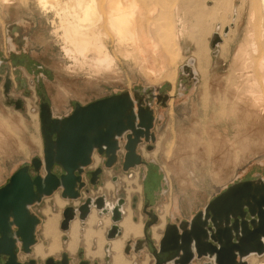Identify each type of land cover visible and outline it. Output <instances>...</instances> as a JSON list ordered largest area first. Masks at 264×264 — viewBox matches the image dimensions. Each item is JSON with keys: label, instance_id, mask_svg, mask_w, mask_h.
<instances>
[{"label": "rangeland", "instance_id": "374dc122", "mask_svg": "<svg viewBox=\"0 0 264 264\" xmlns=\"http://www.w3.org/2000/svg\"><path fill=\"white\" fill-rule=\"evenodd\" d=\"M154 1L135 0L137 3L135 7L149 9V4ZM165 1L163 2L165 5L163 7H170L171 10L176 6L181 7L183 5L182 0ZM213 1L217 2L218 5L216 7L219 10L224 9L226 11V22L219 17L216 21H205L203 26L206 29L202 35L203 40H201L207 49V56L209 58L206 68L207 78L210 81L208 82V86L210 88L214 82H218V92L221 93L229 85L224 80L236 68L235 61L241 55L243 56L248 41L246 36L258 34L256 36L259 44L264 42V20L258 21L259 14H256L257 18L250 19L251 8L247 0H193V2L197 3L196 5H203L205 9H211ZM156 4L157 6L163 5L160 0H157ZM217 15H221L220 11ZM181 18H183V31L182 37L178 42L180 57L176 58L175 56L176 46L174 37H170L168 42L165 41L167 46L160 44L164 40L162 41L159 37V44H157L158 53L155 55L148 54L146 62L136 55H132L130 59L124 60L120 55L114 54L117 71L116 77L109 80L100 79L86 83L84 79L85 74H75L69 77L62 68H59L60 66H67L70 63L62 56L59 37L52 33L53 26L50 24L53 19L52 14L42 12L36 7L33 0H17L16 3L10 5L8 10L0 6V123L3 125L4 133L7 135L5 138L7 142L0 147V188L7 183L14 172L28 165L33 158H43V141L39 120L40 95L45 97L44 100L50 105L51 110H53L52 112L56 116H62L70 114L75 104L86 106L97 100L122 92L132 95L134 91L142 92L143 90L153 89L155 93L166 94L167 96L172 93V96H169L164 107L157 105L155 101L152 103L151 108L155 117L152 130L155 136V143L152 144L153 150L148 152L146 144L140 145L137 149V152L147 163V166H140L136 170L124 173L121 170L124 154L123 143H121L118 163L111 169H105L102 159L99 158L97 153L94 154V161L92 160L91 166L86 169V174L83 176V181L87 184L86 189H88V192L85 191L86 189L83 190L80 200L75 202L64 201L60 196L61 191L58 190L50 197L44 198L41 203L30 208V211L40 220L36 230L37 245L42 244L44 249L47 246V242L41 237V226L44 221L42 210L46 208H49L54 214L59 213L57 232L59 233L61 246L64 247L63 244L67 239L66 233L68 231L64 232L60 230L62 211L69 206L75 208L74 204L76 206L80 203L82 204L86 198L94 200L99 196H103L105 200L112 204H115L118 199H123V215L124 207L128 205L132 212L131 220L134 223L138 220L141 221V224L145 222L146 218L143 214V207L147 203L149 205L147 209L153 210L157 216H164L165 222L168 219V221L175 219L189 221L195 213L202 211L213 198L230 185L264 177V141L255 140V142L252 139H248L243 142L242 138H240L241 133H239V139L236 140L234 138V129L227 123H224L227 117H218L220 119L219 122L218 118L215 120L211 118L210 111L205 116L203 115L200 104L201 77L197 73L192 78L188 70H182L184 66H188L192 71L194 66V62L190 64L191 55L195 50L194 42H190L191 40H189V34L193 32V19L189 15L181 16ZM251 20L250 24L249 21ZM220 22L226 23L227 28H224L227 29V32L225 33L223 31L225 29L223 28L219 37L221 42L212 48L213 35H218ZM251 29L254 32H251ZM245 34L246 36H244ZM198 39L196 38L195 40L197 41ZM243 43L246 44L244 45ZM240 49L242 51L238 53ZM109 50L112 51L111 46H109ZM237 54L238 56H236ZM152 64L156 68L161 67L164 73H162L159 80L151 78L146 72V67L148 65L151 67L153 66ZM170 71H173L171 73L175 72L173 82L168 81L166 78L171 74ZM6 76L11 81V87L9 92L4 94L3 85ZM217 78L220 79L218 80ZM9 100L13 102L20 100L22 108L16 110L13 104H7ZM28 103L29 107H26ZM194 111H196V114ZM201 125H205V130H208V128L217 130L221 138L227 137V139L233 138L234 141L236 140L234 143L236 150L235 159L229 163L227 171L222 170L223 173L226 171L222 176H216L219 171H216L210 160L202 158L204 156L197 155L196 157V155L191 154L192 159L189 158V161L180 160L179 164L181 168H178L179 170L175 174L180 176L188 173V171L193 173L190 177V186L188 185L185 188L180 185L178 178L175 177L173 172H167L165 157L160 150L163 149L165 152L172 143V146L175 147L180 137L183 135L187 136L188 132H195L197 136L198 134L201 135ZM223 129L226 130L227 135ZM205 137L203 138L205 139ZM141 149L144 152L145 158L141 153ZM168 160L170 161V159ZM97 168L102 169L100 182L95 188H92L88 185L89 177L87 172H92ZM54 172L57 174L59 171L55 169ZM122 178H125L129 182L131 181V184L135 182V184H132L133 186L131 184L130 187L128 186L129 190L133 191L130 192L127 201L124 192L127 188L126 184L122 183ZM107 183L113 186V190L110 192L105 191L104 186ZM55 194L58 195L61 201L66 203L62 208H59L53 202L54 200H51ZM93 211L97 219L94 230L103 228L102 221H104L105 217L109 219V214H98L99 211L96 210V212L94 209ZM76 220L78 221L77 218ZM78 223L81 235L85 226L84 224L82 226L80 221ZM110 226L109 219L108 227ZM108 227L104 231V239H106L105 233ZM162 233L163 229L159 235H162ZM134 240L136 239H127L124 242L122 255L126 260L128 259L124 255L123 250L128 241L134 242ZM106 243L108 242L106 241ZM104 247L103 257L99 259L86 258L84 253L85 248L82 245H79L72 255H69L62 249L57 254L45 256L44 259L34 258L33 255L25 257L22 254L19 255V259L22 258L20 262H25L28 258H32L37 264H44L48 258L59 260L62 254H66L70 264H78L80 259L87 261L89 264H106L105 257H111L112 254L110 252L109 254L108 250H104ZM91 249L95 250V241H93ZM79 253H81L80 257ZM134 261L136 264H150L148 256L142 261L137 258ZM203 262H208V260L194 261L193 264H202ZM262 262L264 264V254L257 257H249L246 264H262ZM130 264L133 263L130 262Z\"/></svg>", "mask_w": 264, "mask_h": 264}, {"label": "water", "instance_id": "95a60500", "mask_svg": "<svg viewBox=\"0 0 264 264\" xmlns=\"http://www.w3.org/2000/svg\"><path fill=\"white\" fill-rule=\"evenodd\" d=\"M220 42L219 36L214 34L211 47ZM182 70H188L193 78L188 66ZM10 87L11 82L6 76L4 94ZM168 98L153 89L134 91L132 95L122 92L86 106L75 104L69 115L57 118L40 96L43 158H33L0 188V258L5 259L4 264H21L16 253L18 244L25 255H31V248L36 245L40 220L30 211L32 206L58 190L63 200L75 202L81 199V191L86 188L82 176L91 166L94 153L103 155V167L111 169L118 163L120 144L123 143L121 170L124 173L147 166L137 149L146 144L148 152L153 150L155 117L152 103L155 101L164 107ZM7 104H13L16 110L22 108L20 100H9ZM55 169L59 171L57 174ZM101 171L97 168L90 173L91 187L97 186ZM123 205L124 200L118 199L108 210L103 196L94 200L86 198L77 209L69 206L62 211L60 230L66 231L75 217L84 221L91 208H95L100 214L110 215L111 226L105 238L108 241L115 239L121 236L118 223ZM148 207V203L143 207L147 221L143 223L142 239L126 243L123 250L126 256L146 249L153 264H193L202 259L208 260L202 264H246L243 259L249 255L264 254V177L230 185L189 221L166 224L158 247L152 240L151 228L158 225L159 219L153 210L146 211ZM105 262L109 264V256L105 257ZM29 264L36 263L32 260ZM44 264H69V258L62 254L60 262L54 263L48 258ZM79 264L89 263L81 261Z\"/></svg>", "mask_w": 264, "mask_h": 264}, {"label": "bare ground", "instance_id": "6f19581e", "mask_svg": "<svg viewBox=\"0 0 264 264\" xmlns=\"http://www.w3.org/2000/svg\"><path fill=\"white\" fill-rule=\"evenodd\" d=\"M16 1L17 0H0V6L8 10L10 5L16 3ZM33 1L36 7L42 12L53 15V19L50 23L53 26L52 33L59 37L62 56L70 63L67 66H60L59 68H62L69 77L75 74H85L84 79L86 83L100 79L109 80L110 78L116 77L117 71L114 54L120 55L124 60H128L132 55H136L146 62L148 54L155 55L158 53L157 44H159V37L162 41L164 40L163 43L160 44L165 46H167L165 41L168 42L170 37H174L176 46L175 56L176 58L180 57L178 42L182 37L183 31V18H181V16H191V19H193V32L188 36L189 40H191L190 42H194L195 50L191 55L192 58L190 59V63L194 62L192 68L193 75L198 73L202 80L200 104L203 115L205 116L207 112L210 111L212 115L211 118L214 120L221 116L227 117V122L225 121L224 123H227L234 129V138H236V140L239 139V133H241L240 138H242L243 142L248 139H252V141H264V42L259 44L256 36L258 34L244 35L248 38V41L247 44L245 43V49L243 48V56L241 55L242 57H238L237 60L234 59L236 60L234 63L236 64V68L234 71L231 69L232 72L229 71L228 77L224 80L229 84L226 86V89L221 93L218 92V82H214L215 84L213 83L210 88L208 86V82L210 81H208L209 79L207 78L206 68L209 58L207 56V49L202 42V35L205 33L204 31L206 29L203 24L207 20L216 21L218 17L226 22V11L224 9L219 10L216 7L218 5L216 1H213L214 3L211 9H205L203 5H196L197 3L193 2V0H182L183 5L180 4L181 7L176 6L172 10L170 7H163L165 6L163 4V2H166L165 0H160L163 4L162 6H157V0L151 2L149 4V9L142 7L136 8L135 4L137 3L135 0ZM247 1L251 8L250 19L257 18L258 16H256V14H259L260 17L257 18L258 21L264 20V0ZM219 11L221 14L220 16L217 15ZM229 20L231 19L229 18ZM250 22H252V20L249 21V23ZM225 24L221 23L219 27V37L221 36L223 28H227ZM251 32L254 31L252 30ZM196 38L200 39L196 41ZM109 46H111L112 51L109 50ZM240 51H242V49H240L238 53H241ZM236 56H238V54ZM146 69V72L151 78L153 77L156 80L161 78L163 73L161 67L156 68L155 65L149 67L148 65ZM171 72L173 71H170V73ZM174 73L166 77L168 81H174ZM170 95H172V93H170ZM195 112L196 111H194V113ZM3 129L4 127L0 123V147L7 142L5 140L7 135L4 133ZM201 129V135L198 134L197 136L195 132H188L190 135L186 133L187 136H181L178 140L179 142L176 143L177 145L174 147L172 143L168 149H164L165 152L163 149L160 150L159 148L165 157V168L167 172H173L175 177L178 178L180 185L185 188L189 185L190 177L193 173L188 171V173L180 176L175 174V172H178V168H181L179 164L180 160L185 161L189 158L192 159L191 154L196 155V157L197 155L204 156L202 158L210 160L216 171H219L220 174L222 173L221 175L218 173L216 176H222L228 170L229 163L235 159L236 150L234 148V143L236 140L234 141L233 138L227 139V137L221 138L217 130H213V128L205 130V125L202 126ZM223 130L227 135L226 130ZM204 136H206L205 139L203 138ZM155 146L157 147L156 144ZM153 155L155 154L153 153ZM168 159H170V161ZM222 170L226 171L223 173ZM121 181L126 184L127 189L124 190V192L127 201L130 192L133 191L128 188V186L130 187L131 181L129 182L125 178H122ZM132 184H135V182H132ZM104 187L106 192L113 190V186L109 183ZM51 200H54L53 202L59 208H62L66 204L58 198L57 194H55ZM74 206H76V204H74ZM93 209L96 211L95 208H91L92 211L90 210L88 217L84 221H80L81 223L85 222L83 234L80 235L79 220L77 221L74 219L71 221L66 230L68 232L66 233L67 239L63 244L64 247L61 246L59 233L57 232L59 213L54 214L49 208L43 209L42 216L44 217V221L41 226V237L47 242V246L44 249L42 244H36L32 248L33 250L31 249L33 257L44 259L45 256L57 254L62 249L69 255H72L75 253L77 247L82 245V247L85 248L84 253L86 258L99 259L103 257V247L107 244L104 250L107 248L108 253L110 252L112 254L111 257H109L110 264H130L131 261L123 257L122 248L127 239L142 238L141 229H143V224H141V221L138 220L136 223L132 222V212L128 205L124 207V215L123 207H121V221L118 223V227L122 231L121 237L119 236L108 241L104 239V231L109 226L110 217L109 219L105 217L104 221H102L104 225L103 228L94 230L97 219ZM98 214H100V212H98ZM158 219L160 221L159 224L151 228L152 240L155 242L160 240L161 235L159 234L162 229L164 230L163 226L165 227L164 216H159ZM105 240L108 243H106ZM93 241H95V250L91 249ZM262 241L264 244V239H262ZM251 256L257 257V255L251 254L244 258L243 261L247 263V259ZM211 264H213V262H211Z\"/></svg>", "mask_w": 264, "mask_h": 264}, {"label": "flooded vegetation", "instance_id": "af4514ba", "mask_svg": "<svg viewBox=\"0 0 264 264\" xmlns=\"http://www.w3.org/2000/svg\"><path fill=\"white\" fill-rule=\"evenodd\" d=\"M11 82V81H10ZM41 96V95H40ZM169 96H172V95H170L169 94ZM44 99H45V97H43ZM27 105H29V103L27 104ZM26 107H29V106H26ZM52 111V110H51ZM53 113V112H52ZM37 115H38V113H37ZM54 115V114H53ZM142 150V149H141ZM121 152V151H120ZM144 154V152H143V150H142V155ZM152 154V153H151ZM99 156V158H101L102 159V161H103V163L105 162L104 161V156L103 155H98ZM143 157H145L144 155H143ZM93 161H94V156H93ZM90 167V166H89ZM87 169V168H86ZM86 169H85V171H84V173H83V176L86 174ZM88 173V177H89V179H90V173L91 172H87ZM101 173H102V171H101ZM101 173H100V175H101ZM100 175L98 176V183H97V185L99 184V182H100ZM83 176H82V178H83ZM89 179H88V185H89ZM86 186H87V184H86ZM90 186V185H89ZM91 187V186H90ZM92 188H95V187H92ZM86 189V188H85ZM84 189V190H85ZM85 191H87L88 192V189H86ZM82 192V191H81ZM85 200V199H84ZM83 200V201H84ZM105 204H106V207H107V209H110V208H112V207H114V205L115 204H112V203H109L107 200H105ZM81 205V203L79 204V205H77V206H75V209H77L79 206ZM149 209H146V211H148ZM92 211V210H91ZM109 217H110V215H108ZM144 216H145V222L147 221V217H146V215L144 214ZM77 218V217H76ZM75 218V219H76ZM158 218H159V216H158ZM71 223V222H70ZM84 223H82V225H83ZM70 225V224H69ZM32 249V248H31ZM33 250V249H32ZM16 253H17V259L19 260V263H21V264H29L30 263V261H32V260H34V259H32V258H28V260H26L25 262H20V259H19V255L20 254H22V255H24L25 257H30L31 255H25L23 252H22V248H21V246L18 244L17 245V249H16ZM61 257H62V255H61ZM61 257H60V259L59 260H54L53 259V261H54V263H58V262H60L61 261ZM35 261V260H34ZM81 259L79 260V262H78V264L79 263H81ZM4 262H5V259H3V258H0V264H4ZM36 263V262H35ZM37 264V263H36ZM70 264V263H69Z\"/></svg>", "mask_w": 264, "mask_h": 264}, {"label": "crops", "instance_id": "0c3cea01", "mask_svg": "<svg viewBox=\"0 0 264 264\" xmlns=\"http://www.w3.org/2000/svg\"><path fill=\"white\" fill-rule=\"evenodd\" d=\"M53 111V110H52ZM54 114V113H53ZM66 115V114H65ZM65 115H58V116H56L55 114H54V117H57V118H61V117H64ZM169 220V219H168ZM166 221L165 222V225L166 224H168V223H172V224H175V223H177V222H182V221H185V220H177V219H175V220H170V221ZM159 223V222H158ZM139 239H142V238H139ZM136 240H138V239H136ZM136 240H134V241H136ZM154 243H156L155 244V247H158V242H155V241H153ZM126 256V255H125ZM146 256H148L149 258H150V264H153V258L151 257V255L148 253V251L146 250V249H144V250H142L139 254H134L133 252H130L129 253V255L128 256H126V258L128 259V260H130L133 264H136L135 263V261H134V259L135 258H137V259H139V260H144V258L146 257ZM132 257V258H131ZM135 257V258H134ZM140 261V262H141Z\"/></svg>", "mask_w": 264, "mask_h": 264}, {"label": "built area", "instance_id": "2783aa9c", "mask_svg": "<svg viewBox=\"0 0 264 264\" xmlns=\"http://www.w3.org/2000/svg\"><path fill=\"white\" fill-rule=\"evenodd\" d=\"M67 116V115H66Z\"/></svg>", "mask_w": 264, "mask_h": 264}]
</instances>
